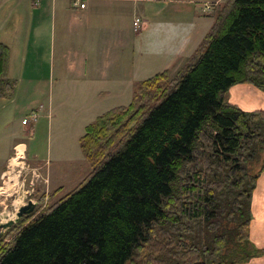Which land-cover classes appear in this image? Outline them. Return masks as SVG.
Returning a JSON list of instances; mask_svg holds the SVG:
<instances>
[{
	"label": "trees",
	"instance_id": "16d2710c",
	"mask_svg": "<svg viewBox=\"0 0 264 264\" xmlns=\"http://www.w3.org/2000/svg\"><path fill=\"white\" fill-rule=\"evenodd\" d=\"M8 58L0 44L3 99L16 89ZM235 85L264 92V0H226L172 78L164 71L135 83L127 106L87 125L79 147L90 172L53 205L0 229V264L263 257L250 223L264 173V110L224 101Z\"/></svg>",
	"mask_w": 264,
	"mask_h": 264
},
{
	"label": "crops",
	"instance_id": "0c3cea01",
	"mask_svg": "<svg viewBox=\"0 0 264 264\" xmlns=\"http://www.w3.org/2000/svg\"><path fill=\"white\" fill-rule=\"evenodd\" d=\"M177 13L163 0H0V44L9 49L7 76L16 81L15 96L0 98V126L13 119L12 112L31 110L37 123L41 109L47 119L59 113L56 134L75 136L107 108L127 106L141 70H179L213 21L208 17L204 33L205 17L177 19ZM135 18L141 20L138 30ZM229 90L236 97L228 102L244 111L264 101V92L249 85ZM27 150L0 135L1 154L10 153L0 171ZM251 209L250 240L264 249V173ZM245 264H264V256Z\"/></svg>",
	"mask_w": 264,
	"mask_h": 264
},
{
	"label": "rangeland",
	"instance_id": "374dc122",
	"mask_svg": "<svg viewBox=\"0 0 264 264\" xmlns=\"http://www.w3.org/2000/svg\"><path fill=\"white\" fill-rule=\"evenodd\" d=\"M189 1L198 2L190 4ZM200 1L174 0L173 2L167 1V3L173 8H177V19L205 17L203 23L205 33L206 28L209 27L208 24L212 21L211 18L226 0L218 1L216 5L212 6L199 3ZM205 5H208L209 8H205ZM177 71L171 70L170 78ZM159 72L161 70H141L139 77L143 81ZM250 96L254 97V95ZM234 97L236 96L231 95L230 90L223 95L224 101L227 102L229 99L233 100ZM253 105L255 108L252 110H264V101L261 99L254 102ZM32 111L20 114L12 112L13 119L0 126V135H3L7 144L21 141L28 147L23 157L11 161L8 167L1 169L5 172L0 175V224L14 220L18 209L30 200L35 202L36 207L39 208L53 205L58 199L74 189L90 172L79 147V139L84 132L75 136L63 135V132L62 135L60 132L56 134L55 122L60 117L58 112L52 113L50 119H47L46 111L40 109L39 115L42 118L36 123L31 121ZM23 119L28 121V125H22ZM9 154V152L5 154L0 152V166L9 157Z\"/></svg>",
	"mask_w": 264,
	"mask_h": 264
},
{
	"label": "water",
	"instance_id": "95a60500",
	"mask_svg": "<svg viewBox=\"0 0 264 264\" xmlns=\"http://www.w3.org/2000/svg\"><path fill=\"white\" fill-rule=\"evenodd\" d=\"M36 208V204L32 203L31 201L27 202L26 205L21 206L18 211L16 212V217L14 220H11L5 224H0V229H8L13 226L15 223L18 222L25 215L31 214Z\"/></svg>",
	"mask_w": 264,
	"mask_h": 264
},
{
	"label": "built area",
	"instance_id": "2783aa9c",
	"mask_svg": "<svg viewBox=\"0 0 264 264\" xmlns=\"http://www.w3.org/2000/svg\"><path fill=\"white\" fill-rule=\"evenodd\" d=\"M164 2H167V1H169V2H173L174 0H163ZM73 5H77V2H74L73 3ZM79 7L80 8H84V5L83 4H80L79 5ZM205 8H209V6L208 5H205ZM140 26H141V20L139 19V18H135L134 19V21H133V27L135 28V30H138L139 28H140ZM31 121L32 122H35L36 121V117H35V115H33L32 117H31ZM28 123V121L26 120V119H23L22 120V124H27ZM32 201V200H31ZM33 202V201H32ZM35 203V202H34Z\"/></svg>",
	"mask_w": 264,
	"mask_h": 264
}]
</instances>
